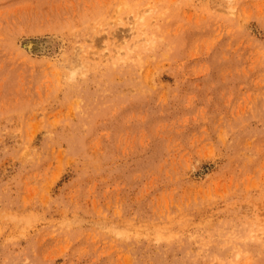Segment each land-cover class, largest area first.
I'll use <instances>...</instances> for the list:
<instances>
[{
	"label": "rangeland",
	"instance_id": "rangeland-1",
	"mask_svg": "<svg viewBox=\"0 0 264 264\" xmlns=\"http://www.w3.org/2000/svg\"><path fill=\"white\" fill-rule=\"evenodd\" d=\"M0 264H264V0H0Z\"/></svg>",
	"mask_w": 264,
	"mask_h": 264
},
{
	"label": "clouds",
	"instance_id": "clouds-1",
	"mask_svg": "<svg viewBox=\"0 0 264 264\" xmlns=\"http://www.w3.org/2000/svg\"><path fill=\"white\" fill-rule=\"evenodd\" d=\"M66 76L64 77L65 82L67 84H77L79 80H82L85 78V72L83 69V66L81 67H72L69 69H66Z\"/></svg>",
	"mask_w": 264,
	"mask_h": 264
},
{
	"label": "bare ground",
	"instance_id": "bare-ground-1",
	"mask_svg": "<svg viewBox=\"0 0 264 264\" xmlns=\"http://www.w3.org/2000/svg\"><path fill=\"white\" fill-rule=\"evenodd\" d=\"M117 12V11H116ZM135 18V16L133 17ZM134 24V23H133ZM40 44H38L36 41L32 40V39H25L22 40V42L20 43L21 49L24 51L27 50H38L41 48V46H39ZM128 48V47H127ZM120 49V48H119ZM41 50V49H40ZM120 57V56H119ZM75 61V60H74Z\"/></svg>",
	"mask_w": 264,
	"mask_h": 264
}]
</instances>
